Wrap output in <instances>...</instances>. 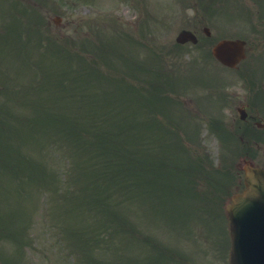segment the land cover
Returning a JSON list of instances; mask_svg holds the SVG:
<instances>
[{
    "label": "rangeland",
    "instance_id": "obj_1",
    "mask_svg": "<svg viewBox=\"0 0 264 264\" xmlns=\"http://www.w3.org/2000/svg\"><path fill=\"white\" fill-rule=\"evenodd\" d=\"M177 1L143 0V4L139 9H136L132 4L137 7L139 4L138 0H91L94 11L100 6L102 10L109 8V12L112 14L110 18L115 17L117 19H113L110 23H103L102 21H98L100 16L96 15V17H92L96 22L86 25L85 12H87L89 4L79 3L71 6L69 0H29V2L37 3L39 8L42 9L41 11L45 12L46 18L44 22L49 20L50 25L43 28V32L48 35L50 34L51 39L61 44L71 40L73 47L79 50V56L87 55L84 49H82V44L91 40H88V38L86 40V37H83L84 35H88L86 34L88 27L93 32L92 38L94 40H91L93 43H98L97 35L100 32L103 34L101 39L105 38V40H109L106 38L108 35L109 38L113 37L112 40L110 38L111 41L115 40L117 37L115 36V28H112V26L121 23L119 20L128 23L129 25H126V27L132 31L136 27V23L139 22L138 18H140V23L148 25V29L152 31L145 32L146 45L149 46H145L142 49H140L136 41H132L133 44L131 46L127 42L119 43L122 51H125L126 55H132V59H136L139 62L145 59L144 71L132 68L123 61H115L117 65H111L103 58L102 62L97 65L98 75L86 70L81 71L77 75L70 76V78L65 75V80L69 79L68 81L72 83V87L52 94L53 97L48 103L57 107L46 106L41 108V110L49 109L48 111H38L36 114V116H39L44 113H54L52 117H49L43 124L33 125L30 129L25 128L23 133H21V125L26 126L28 122V118L22 115L27 113L25 107L20 108L22 103H26L22 99L24 94H21L25 90L24 87L15 88L13 85V88H11V85H9L10 92L6 85L5 90L1 92L0 120L4 123L0 126V158L5 156L8 146L11 144V148L18 154L23 166L26 168L35 166L31 171L27 170L26 172L19 170V166L16 167L15 165L14 167L15 174L19 180L24 181L25 190L22 191V194L18 192L16 185L10 181L12 174L0 171V229L4 228L6 233L4 236L0 235V250L3 251L4 248H7L6 253L9 255L8 264H13L18 256L23 260L20 254L21 251L14 252V249L18 250L20 248L19 242H25L28 238L33 243L32 247L28 248L25 253L36 264H96L94 259L104 261L105 259L114 258L117 256V251L122 250V246L111 244L106 239H95L79 247L81 243L80 239L76 237L77 235L69 236L71 234L70 229L80 230L87 224L92 225V229H94L99 224V218L108 223H111L113 220L122 222L125 221V218H128V215L134 225L135 232L138 235L141 231L150 235L154 239L151 241V245H154L153 248L156 249L155 251H149L144 245L141 249L139 245L129 243L124 251L132 259L137 256L138 258L147 259L146 253L153 252L154 254L160 253L161 264H228L230 239L228 235V220L227 217H224V204L229 200V196L233 192L241 189L243 173L238 169L239 158L247 156L257 165L264 166V133L260 134V139H256L253 135H250L247 145L245 147L238 146L240 147L238 148L235 144L229 145L219 137L210 135L206 126L201 125L198 129V137L192 133H188L190 137H193L197 141L193 142L191 140L192 156L190 158L184 153V158L188 161L184 167H181L180 163L171 156L167 157L168 162L164 157L153 160L149 152L141 154L140 165L145 168L149 167L150 173L154 171V166L152 165L154 162L163 168L174 169V171L176 169L185 171L183 174H176L186 180L184 188L182 186L183 183L173 180V178H166L164 181L167 185H174V190L182 196V199L177 198L171 190H167L161 203H157L151 207L142 199L134 201L132 204H127L128 194H123L116 197L118 210L113 208V211L108 213H104L100 209L95 210L98 212L99 217L96 218L93 215L95 211L89 215L85 211L86 207H81L85 205L81 204L79 200H66L60 195L54 196L53 194V192L63 195L73 194L84 199H90L92 197H101L110 192L109 187L100 190L98 185L92 186L90 182H99L100 180L97 175H88L86 161L91 154L85 149L88 146V135L83 130L88 132L90 129L89 120L95 115H100L107 117V124L110 127L115 128L120 125L130 127L135 124L138 129L137 132H128L134 147H136L134 135L138 134L142 136L144 132H148L149 125H145L142 122V113L131 117V119L123 120L120 112H113L104 107L105 94L115 93L116 91H120L121 88V85H113L115 88L112 90L107 87V82L109 79L118 80L122 77L129 79V82L139 87V92L130 91L131 93H136L139 100L135 99V95H129V103L141 107V101H144L147 108L153 106L151 104L153 101L151 97L149 99H142V95L147 87L146 85L153 77V73L149 67L157 65L150 57V51L154 50L151 42L168 43L173 40L177 29L181 25L178 17L177 5L179 3ZM23 6L20 0H0V14L3 16H0V29H3L1 34L5 32V24L10 22V18L4 17L5 10L11 13L16 8ZM59 14L62 15L61 21L59 25H55L53 19ZM79 18H82L81 22ZM108 25H110V29L107 28ZM78 26L85 29L80 30ZM121 28L125 29L123 26ZM77 31L83 35L79 36ZM149 34H152V36H149ZM33 37L37 38L38 35L34 32ZM91 42L86 45H89ZM84 46L85 44H83V48ZM13 47L12 42L0 38V66L5 69L7 74L4 77L7 79V83L9 82L10 84L17 81V72L23 73L20 77L22 75H30L31 72L28 71V65H32V75H36L34 74L35 70L37 72L46 70L48 72V80H46V75L41 72L43 76H37L36 80L32 79L30 87L34 88L38 77L45 79L48 86L53 76L59 75L76 63L80 64L83 61V59L76 60L64 57L57 60L56 58L58 57L44 53L46 49H32L25 52L18 51ZM187 49L198 51L196 53L198 56L202 55V51L197 48L188 47ZM261 51L262 46L255 48L253 52H250L249 59L245 63L249 62L251 57L261 58ZM49 52L51 53L50 50ZM89 56L95 57L91 53H89ZM13 62L16 69L13 67ZM245 63L241 64L240 69L247 67L248 64ZM169 65L172 66L170 63ZM207 66L210 72H216L219 77L225 79L221 82L222 86H225V92L232 98L229 108L224 112L226 120L231 122L235 116H238L236 104L240 99H243L245 93L242 87H240L239 71L230 70V72H226L217 68L218 66ZM256 66H258L256 73H261L264 77V62L258 63ZM1 67L0 70H2ZM190 67L191 65L188 64L178 67L176 74L181 73L176 78L178 86L171 82V90L176 93L184 90L188 94L185 97H195V104L202 111L200 115L208 119L214 116L216 111L214 107H202L198 103V101H204V96L208 93L201 85L194 87L189 85L193 79L191 73L194 71L188 70ZM204 77L201 76V78ZM236 81L239 85H236ZM262 82L264 83V80ZM184 86L187 90L184 89ZM237 86L240 88L237 89ZM128 87L129 85H123L122 89L126 90ZM26 90L32 91L33 89L27 88ZM214 93L218 92L214 91ZM182 95L179 99L183 98L185 103H187L184 105H188L189 98H184V95ZM170 99L162 97L160 107L167 108V101ZM173 102L178 103L177 101ZM5 103L10 104L8 108L5 106ZM254 103L257 104L258 109L254 110L255 107H253L251 112L254 114L258 112L259 117L264 121V105L261 104L260 99L259 101L255 100ZM195 104H191V106L196 108ZM12 105L15 110L11 108ZM186 108L188 110V107ZM126 109H129V107ZM4 111L5 120L1 118V113ZM165 113L167 114V118L164 124L170 125V123H174L175 125L177 123L178 125L180 119L176 113ZM133 114H138L137 107H134ZM200 121L202 124L205 123L203 119H200ZM70 122L76 126L71 125ZM180 123V127L186 125L184 122ZM236 123L237 120L233 124V127H235ZM17 126L19 127V131L15 132ZM74 127L82 130L81 134L76 138H73L71 135ZM161 128L163 127L157 129L162 134ZM66 130H68V133ZM101 130L102 127L99 126L97 133L99 134ZM183 134L185 135H183L184 137L188 138L186 132ZM162 138H164L163 134ZM95 139L99 143L101 152L102 142L98 138ZM55 140L61 144L59 150H55ZM71 149H75L71 155L72 161H75L74 173L66 176L65 182H63L60 179V173L63 171L61 161L64 156V150L70 151ZM14 150L12 152L13 157L16 156ZM100 152L99 154H101ZM24 157L29 158L31 166L23 162L22 159ZM40 166L42 167L41 175ZM134 169H128V171H134L129 177L133 178L137 176L139 181L137 184H133L132 187L152 188L150 184L153 181H147L145 173L138 165V161L134 164ZM211 169L213 170L211 173L212 177L208 175ZM74 174L77 176V180L74 179ZM204 175L207 183L201 185L199 181ZM68 185H72L73 188L69 190ZM87 186H90L89 189H86ZM168 187L162 186L160 189ZM44 188L49 190L50 199L53 201L51 206L49 204L46 206V208H49L46 221H43L42 215H40V189ZM156 201H160V198L154 195V202ZM217 208H220L221 212L223 209L221 217H219V211H215ZM12 210L13 212L15 210L20 211L21 221L19 224L26 225L30 229L31 235H28L29 237L22 233L19 228L8 229L13 226H8L6 219L2 220L3 216H8ZM127 210H129L128 214ZM2 221L6 225L3 226ZM58 225H60L63 235H66L64 241L70 247L82 250V254L78 253L77 257L73 260H70L65 254V242L62 240L60 245L57 238L52 236L53 229H48L49 232L46 235L44 233L47 228H55ZM26 227L22 226L20 228L24 230ZM127 228L130 229V224H128ZM115 233L124 237V230L122 228L118 229V232ZM146 237L148 236L143 235L144 239ZM88 253H92L93 256H89ZM79 257L84 258L79 260ZM0 264L2 263L0 262Z\"/></svg>",
    "mask_w": 264,
    "mask_h": 264
},
{
    "label": "trees",
    "instance_id": "obj_2",
    "mask_svg": "<svg viewBox=\"0 0 264 264\" xmlns=\"http://www.w3.org/2000/svg\"><path fill=\"white\" fill-rule=\"evenodd\" d=\"M121 95H119L120 97ZM127 102V98L123 97L122 99L115 102L113 112H120L122 114L123 120H127V113L124 111L125 103ZM73 125V123H71ZM74 126V125H73ZM101 126L102 130L97 133V128ZM132 126V127H131ZM130 127H126V125H120L119 127H110L107 124V117L95 115L92 119L89 120V130H88V146L85 147L87 151L91 154V156L87 159V167H88V175H97L99 177V182L90 181L93 185H98L100 190H104L107 187L110 188V192L106 193L101 197H92L90 199H84L80 196H76L73 194H61L54 193V196L60 195L66 200H79L81 204H84L86 207L85 211L89 213V215L95 210H102L104 213H108L117 209L118 201L117 196L128 194L127 204L144 200L148 197L147 190L145 188H133V184L138 183V177L135 176L133 178L129 177L131 173H134L133 170H129L130 168L134 169V164L137 163L140 165V157L144 152H149L150 154L159 153L160 149L157 145L153 143H143L140 145L136 141L135 145H132V139L128 131L137 132V126L135 124ZM68 133V130H66ZM71 135L73 138H76L79 135L78 128L74 127L71 131ZM135 136H138L136 134ZM95 138H98L102 142V150L100 152L99 143ZM138 139V138H137ZM140 140V139H139ZM61 148V144L59 141L55 140V150H59ZM104 149V152H103ZM75 149L71 150V155L74 153ZM99 152L101 154H99ZM71 157V156H70ZM68 157L67 163H71L70 174L74 173L75 161ZM154 165V163L152 164ZM135 170V169H134ZM77 174V173H76ZM79 175V174H78ZM74 179L77 180V176L74 174ZM50 182V180H48ZM142 185V182H141ZM90 186H87L86 189H89ZM72 185H68V189H72ZM50 194V192H49ZM51 204L50 206L52 205ZM68 203V202H67ZM66 203V205H67ZM96 218L98 217V212L95 211L94 214ZM99 224L92 229V225L87 224L83 229L80 230H72L70 229L71 234L69 236L77 235L80 239V246L85 245L89 241H94L95 239H106L109 243L122 246V248L126 245L125 238L116 234L118 229L121 228V223L117 220H113L111 223L106 222L105 220L98 219ZM59 233L62 235V239L66 235H63L61 231L60 225L57 226ZM72 238V237H70ZM61 240V239H60ZM78 253L82 254V250H77ZM89 256H92V253H88ZM68 255H77L73 250L68 251ZM84 257H79V260Z\"/></svg>",
    "mask_w": 264,
    "mask_h": 264
},
{
    "label": "water",
    "instance_id": "obj_3",
    "mask_svg": "<svg viewBox=\"0 0 264 264\" xmlns=\"http://www.w3.org/2000/svg\"><path fill=\"white\" fill-rule=\"evenodd\" d=\"M224 64L233 66L242 56L238 41H222L213 49ZM246 171V189L228 205L233 241L231 264H264V170L252 167Z\"/></svg>",
    "mask_w": 264,
    "mask_h": 264
},
{
    "label": "flooded vegetation",
    "instance_id": "obj_4",
    "mask_svg": "<svg viewBox=\"0 0 264 264\" xmlns=\"http://www.w3.org/2000/svg\"><path fill=\"white\" fill-rule=\"evenodd\" d=\"M192 5L203 13L192 16L185 29L194 34L192 44L201 50L224 38H237L241 32L264 33V0H193ZM246 43L245 48L259 47L257 41ZM190 62L197 60L190 58Z\"/></svg>",
    "mask_w": 264,
    "mask_h": 264
}]
</instances>
